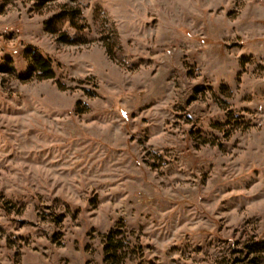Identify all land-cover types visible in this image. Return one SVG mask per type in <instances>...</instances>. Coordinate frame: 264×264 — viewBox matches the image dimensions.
<instances>
[{
    "label": "rangeland",
    "instance_id": "1",
    "mask_svg": "<svg viewBox=\"0 0 264 264\" xmlns=\"http://www.w3.org/2000/svg\"><path fill=\"white\" fill-rule=\"evenodd\" d=\"M120 225L121 264H264V0H0V264Z\"/></svg>",
    "mask_w": 264,
    "mask_h": 264
},
{
    "label": "trees",
    "instance_id": "2",
    "mask_svg": "<svg viewBox=\"0 0 264 264\" xmlns=\"http://www.w3.org/2000/svg\"><path fill=\"white\" fill-rule=\"evenodd\" d=\"M54 0H42V3L50 2ZM62 16V15H61ZM57 19H61L60 16ZM51 28L55 32L56 21L52 22ZM60 38L64 42H70L67 33L60 35ZM33 68L41 70L45 73L44 78H53L55 75L53 64L50 59H47L39 51L33 52ZM105 259L111 264L124 263L131 255L136 253L139 256V260H142V246L129 241L127 231L123 225L117 226L110 230L103 239ZM257 250L264 252V241L257 242Z\"/></svg>",
    "mask_w": 264,
    "mask_h": 264
}]
</instances>
